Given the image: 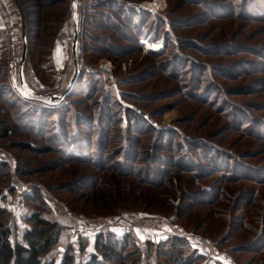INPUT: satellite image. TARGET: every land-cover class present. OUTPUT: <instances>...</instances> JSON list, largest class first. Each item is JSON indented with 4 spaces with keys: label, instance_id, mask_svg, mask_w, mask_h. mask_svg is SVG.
Listing matches in <instances>:
<instances>
[{
    "label": "rangeland",
    "instance_id": "374dc122",
    "mask_svg": "<svg viewBox=\"0 0 264 264\" xmlns=\"http://www.w3.org/2000/svg\"><path fill=\"white\" fill-rule=\"evenodd\" d=\"M148 1L0 0V231L17 239L33 213L60 224L47 264L67 244L78 262L179 264L147 247L170 236L212 264H264V0ZM75 27L85 62L111 72L77 73ZM103 230L140 254L106 259Z\"/></svg>",
    "mask_w": 264,
    "mask_h": 264
},
{
    "label": "trees",
    "instance_id": "16d2710c",
    "mask_svg": "<svg viewBox=\"0 0 264 264\" xmlns=\"http://www.w3.org/2000/svg\"><path fill=\"white\" fill-rule=\"evenodd\" d=\"M244 1H246V3H250L249 0ZM252 4H255L254 0ZM208 7L214 8L215 6L209 4ZM150 52L151 55H158L160 53V50ZM71 57H73L72 54ZM83 74L85 75L86 73ZM65 110H67V108H65ZM57 111V117L59 121V117L63 114L64 110ZM137 116L139 117V119L141 118L142 124H148V122H145V120L139 114ZM77 120H79V118ZM36 124H38V128L41 126L42 122L38 123L37 121ZM59 132L63 134V129ZM79 136L80 134L76 132L74 138L77 140L83 138ZM68 145L69 143L65 141V147L68 148ZM77 146H79L78 141L75 147ZM72 147L73 145H71L69 148L71 149ZM77 151H81L79 147H77ZM130 152L127 150L125 153L127 154ZM83 155H85L86 157V153ZM193 164L194 163L192 162V165ZM1 213L2 211L0 209V214ZM28 219L29 221L33 222L35 226L31 227L29 230H26L17 239L15 238L14 240H12L10 238L11 230L7 227L0 231V264H47L46 256L50 255L59 244L63 227L57 222L43 219L41 215L37 213H33ZM134 239L135 238L131 234V232L125 234H117L110 230H103L97 236L94 247L95 250L100 251L101 255L106 259H109V257L115 259L116 257L123 256V252L121 253V250L124 249L122 247V243H128V245L130 244L132 246L136 255H138L140 254L138 248L139 246L137 247L135 245L136 241ZM84 243L87 244L86 241L82 242L81 244L83 245ZM147 247H149V251H152V249L155 248L158 253H164L166 251L170 252L171 259L179 264H212L206 260L204 261L202 259V256L191 248V245L187 242V240L179 236H170L164 240L159 241L149 240ZM74 252V246L72 244H67L61 264H101L102 258L96 251L92 252L91 258L84 262H78L76 260V254ZM148 255L150 257V254ZM141 264H147V259L143 258ZM148 264L154 263H152V261L150 260Z\"/></svg>",
    "mask_w": 264,
    "mask_h": 264
},
{
    "label": "built area",
    "instance_id": "2783aa9c",
    "mask_svg": "<svg viewBox=\"0 0 264 264\" xmlns=\"http://www.w3.org/2000/svg\"><path fill=\"white\" fill-rule=\"evenodd\" d=\"M7 35H8L9 40L13 41L14 38H15V30L13 28H9L7 30ZM145 37H147V34H145ZM148 39H150V37H148ZM64 51L68 55L73 54V41L71 43H68L66 41L64 42ZM145 51H147V50H145ZM152 51H155V50H152ZM157 51H159V50H157ZM20 61H21V58L17 57L16 58V64L19 63ZM74 61H75V66H76L78 74H80L82 72H88V73L102 72V73H106V72H111L112 71L111 69L108 68V65H107L108 62L105 63V64L101 63L100 65H96V66L88 65L85 62L84 47H83V44H82L81 36L79 34H78V39H77V46H76ZM110 78L113 81V78L112 77H110ZM112 81H110V84L112 83ZM112 91L116 92L115 83H114V87L112 88ZM170 228L171 229H169V231L173 235H185L183 230H181L179 228H175L174 226H170ZM209 247L212 250V252H214V253L217 252V248L216 247H214V246H209ZM205 248L207 249V246H205Z\"/></svg>",
    "mask_w": 264,
    "mask_h": 264
},
{
    "label": "bare ground",
    "instance_id": "6f19581e",
    "mask_svg": "<svg viewBox=\"0 0 264 264\" xmlns=\"http://www.w3.org/2000/svg\"><path fill=\"white\" fill-rule=\"evenodd\" d=\"M161 0H152L145 3V5L151 9H157ZM151 39H147L146 37L142 40V45L145 50L152 51V50H161L163 47L164 39H161L159 41H150Z\"/></svg>",
    "mask_w": 264,
    "mask_h": 264
},
{
    "label": "water",
    "instance_id": "95a60500",
    "mask_svg": "<svg viewBox=\"0 0 264 264\" xmlns=\"http://www.w3.org/2000/svg\"><path fill=\"white\" fill-rule=\"evenodd\" d=\"M23 38H24V45H23L22 58L24 60L25 57H26V53H27V43H26L25 35H23ZM77 39H78V31H77V29L75 27V30H74V41H73V57L74 58H75V51H76V46H77ZM22 68H23V65L21 64V67H20V74H21V76H22ZM71 83H73V81Z\"/></svg>",
    "mask_w": 264,
    "mask_h": 264
}]
</instances>
